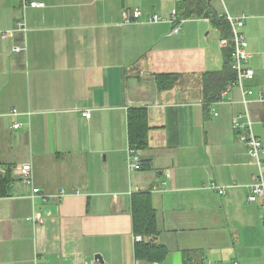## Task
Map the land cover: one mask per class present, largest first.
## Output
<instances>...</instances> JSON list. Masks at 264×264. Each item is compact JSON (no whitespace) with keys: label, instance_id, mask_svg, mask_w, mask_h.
Instances as JSON below:
<instances>
[{"label":"crops","instance_id":"0c3cea01","mask_svg":"<svg viewBox=\"0 0 264 264\" xmlns=\"http://www.w3.org/2000/svg\"><path fill=\"white\" fill-rule=\"evenodd\" d=\"M27 1L45 7L0 0V170L29 162L40 193L31 199L15 177L0 198V264L132 262L130 199L145 191L153 241L168 252L159 264H264L261 201L247 200L259 171L231 123L246 118L264 150V0H225L231 17L245 18L253 77L242 85L253 94L243 103L231 86L209 105L200 75L223 68L224 30L200 16L181 20L176 34L169 23H124L135 10L168 16L187 0ZM160 73L184 78L158 91ZM131 108H146L150 127L137 171L127 167ZM13 109L22 114L16 130ZM261 161L264 177V153Z\"/></svg>","mask_w":264,"mask_h":264},{"label":"trees","instance_id":"16d2710c","mask_svg":"<svg viewBox=\"0 0 264 264\" xmlns=\"http://www.w3.org/2000/svg\"><path fill=\"white\" fill-rule=\"evenodd\" d=\"M209 0H187L178 4L177 15L180 20L191 17H205L224 30L225 39L230 38V29L227 22L217 17V13L211 10ZM224 64L220 71L204 72L200 75L201 89L206 104H212L219 100L220 94L231 85L235 76L230 65V50H224ZM184 75L176 73H160L154 75L155 86L158 91H168L178 85ZM148 113L146 108H131L127 111V142L128 147L136 151H143L148 147ZM145 163L141 162V169ZM11 170L8 168L4 174H0V198L9 194L13 182ZM130 211L132 218V233L141 237V241L134 243V257L146 264L161 263L167 255V249L161 244L155 243L159 234L156 212L152 207L149 192H137L130 199Z\"/></svg>","mask_w":264,"mask_h":264},{"label":"built area","instance_id":"2783aa9c","mask_svg":"<svg viewBox=\"0 0 264 264\" xmlns=\"http://www.w3.org/2000/svg\"><path fill=\"white\" fill-rule=\"evenodd\" d=\"M23 6L29 8L42 9L45 7L43 2H28L27 0H21ZM216 3H219L224 8V11L221 13H217L218 18L224 19L230 29V38L223 39L219 41V46L224 49L230 50V65L231 70L234 73L235 80L229 85L224 91L221 92L220 98L217 102L221 101L224 96H226L231 86H237L241 92V99L243 103H246V96L252 95L253 92L248 89L243 88V81L250 80L253 77L252 69L247 67V62L249 59V54L247 52V42L242 34V28L244 25V17L241 18H233L231 17L225 9V0H212ZM210 20V19H209ZM134 22H146L150 24L155 23H169L173 25L172 33H178L180 29L181 20L178 18L176 9H172L168 16H160L158 14L150 15L146 18H142V13L139 10H135L132 13H128L125 15L124 23H134ZM18 28L22 29L23 24L18 22ZM9 32H6L3 36L8 35ZM15 51H19L18 48L14 49ZM259 99H261L260 93L258 94ZM215 102V103H217ZM155 103L154 105H156ZM9 115L15 118L11 128L16 130L23 126V123L19 120V117L22 116L16 109H13L9 112ZM27 116L30 113H26ZM213 115L217 116V113L213 111ZM86 118L90 117V112L86 111L84 113ZM232 127L234 130L239 131L238 140L247 146L248 154L255 162L258 167V174L252 177V181L248 187V197L247 200L251 203H255L257 201H261V211H262V221L264 223V177H263V162L261 161L264 150L262 147L261 140L255 136L252 131L251 123L246 119L239 115L237 117L232 118L231 120ZM140 151H136L127 148V167L130 171H137L141 169V160H140ZM12 172V171H11ZM5 170H0V174H4ZM14 177H18L22 184L31 187V195L30 198L33 199L36 195L40 193L39 189L33 186V172L32 167L29 162L21 163L15 170L12 172ZM209 189L215 190L219 195H223L225 193L224 188H217L213 184L207 186ZM64 196V192L61 191L59 194L53 196L56 198H62ZM33 221L39 223L42 221L41 218L35 217ZM134 241H141V237L134 236ZM128 264H141L140 261L134 259L132 262ZM159 264V263H153ZM202 264H212L210 260L203 262ZM231 264H238L237 262H232Z\"/></svg>","mask_w":264,"mask_h":264},{"label":"water","instance_id":"95a60500","mask_svg":"<svg viewBox=\"0 0 264 264\" xmlns=\"http://www.w3.org/2000/svg\"><path fill=\"white\" fill-rule=\"evenodd\" d=\"M95 258H96V259H97V258L100 259V256H96Z\"/></svg>","mask_w":264,"mask_h":264}]
</instances>
